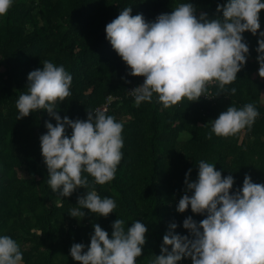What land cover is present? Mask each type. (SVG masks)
<instances>
[{
  "label": "trees",
  "instance_id": "obj_1",
  "mask_svg": "<svg viewBox=\"0 0 264 264\" xmlns=\"http://www.w3.org/2000/svg\"><path fill=\"white\" fill-rule=\"evenodd\" d=\"M177 2L15 0L1 17L0 232L20 243L23 264H81L70 255L71 244H88L94 223L111 235V222L116 217L125 219L129 226L133 219L147 224V241L136 259L137 264H148L154 254H159L170 222L179 225L174 231L187 233L182 226L185 216L203 218L190 207L184 212L176 210L184 192L185 172L191 167L190 177L195 179L200 159L215 163L223 169L222 175L231 172L236 177L234 188L242 185L245 173H251L255 182L264 181V77L258 73L257 36L250 31L244 32L250 55L237 79L224 88L209 83V96L202 94L190 101L184 97L166 108L156 99L157 94L139 106L127 95V89L142 83L144 77L127 71L129 66L106 39V23L129 4L132 14L142 12L146 19H153L158 13L171 11ZM192 2L197 5V14L203 10L210 16L222 15L216 5L224 0ZM260 21L262 29L264 9L260 10ZM45 59L63 63L73 74L71 94L56 102L61 116L87 118L88 109H95L112 94L117 97L109 105L108 114L118 120L119 115L128 117L123 120L124 155L115 177L94 184L101 196H113L117 201V207L107 216L91 213L86 207L84 217L71 216L68 211L81 207L76 203L77 195L86 189L78 186L71 196L61 197L48 185L39 137L47 131L45 120L55 123V118L41 109L17 119L15 101L27 90V73L42 67ZM247 102H254L260 113L250 129L231 136L213 133L208 138L210 119L231 103L240 107ZM66 131L70 134L71 128ZM185 132L191 135L180 140ZM84 174L89 177V187L93 186L94 177ZM178 264H191V258H183Z\"/></svg>",
  "mask_w": 264,
  "mask_h": 264
},
{
  "label": "clouds",
  "instance_id": "obj_2",
  "mask_svg": "<svg viewBox=\"0 0 264 264\" xmlns=\"http://www.w3.org/2000/svg\"><path fill=\"white\" fill-rule=\"evenodd\" d=\"M14 3L0 0V17ZM216 9L222 15L210 16L203 10L197 14L192 0H178L171 11L146 19L142 12L132 14L129 4L106 23V39L129 66L127 71L144 77L142 83L127 89L137 106L152 101L154 94L166 108L184 97L198 100L202 94L209 96V83L224 88L236 80L250 55L245 30L257 36L258 73L264 77V29L260 21L264 0H224ZM42 65L27 73V90L15 101L17 119L41 109L55 118V123L45 120L47 131L39 137L48 185L61 197L71 196L78 186L86 189L77 195L76 203L81 207L68 211L71 216L84 217L85 207L107 216L117 201L113 196H101L94 184L115 177L124 155L125 122L100 107L88 109L87 118L61 116L56 102L71 94L73 74L52 59L43 60ZM259 114L254 102L240 107L231 103L209 120L207 136H231L250 129ZM197 165L195 179L190 177L191 167L185 172L184 192L176 210L184 212L190 207L203 218L185 216L182 226L187 233L174 231L179 225L170 222L159 254L148 264H178L186 257L191 258V264H264V181L255 182L251 173H245L242 185L234 188L236 177L231 172L222 175L223 169L207 159H200ZM84 173L94 177L93 186L89 187ZM111 225L109 235L94 223L90 242H73L70 255L81 264H137L147 241V224L133 219L129 226L125 219L116 217ZM23 255L17 239L0 232V264H23Z\"/></svg>",
  "mask_w": 264,
  "mask_h": 264
},
{
  "label": "built area",
  "instance_id": "obj_3",
  "mask_svg": "<svg viewBox=\"0 0 264 264\" xmlns=\"http://www.w3.org/2000/svg\"><path fill=\"white\" fill-rule=\"evenodd\" d=\"M132 87H134V86H131L130 88H132ZM130 88H129V89H130ZM127 95L130 96V97H132V98H134L133 96H131V95L129 94V92H127ZM116 97H117V96H114V95H112V94L107 95L106 98H105V100H104V102H103L102 104L98 105L96 108L100 107V108H106V109L108 110L109 105L111 104V102H112L114 99H116Z\"/></svg>",
  "mask_w": 264,
  "mask_h": 264
},
{
  "label": "rangeland",
  "instance_id": "obj_4",
  "mask_svg": "<svg viewBox=\"0 0 264 264\" xmlns=\"http://www.w3.org/2000/svg\"><path fill=\"white\" fill-rule=\"evenodd\" d=\"M37 10V9H36ZM35 10V11H36ZM0 20H1V17H0ZM41 22V21H40ZM262 29H264V28H262ZM142 82V81H141ZM261 101H262V103L264 104V90L262 91V96H261ZM128 117L126 116V115H119V119L120 120H125V119H127ZM187 137L184 135V133H182V135L180 136V140H185ZM25 246H28V244L27 245H25Z\"/></svg>",
  "mask_w": 264,
  "mask_h": 264
}]
</instances>
